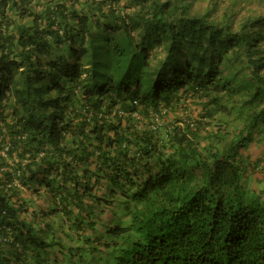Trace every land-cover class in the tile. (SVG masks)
Instances as JSON below:
<instances>
[{"label":"trees","instance_id":"obj_1","mask_svg":"<svg viewBox=\"0 0 264 264\" xmlns=\"http://www.w3.org/2000/svg\"><path fill=\"white\" fill-rule=\"evenodd\" d=\"M0 264H264V0H0Z\"/></svg>","mask_w":264,"mask_h":264}]
</instances>
